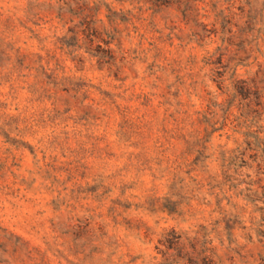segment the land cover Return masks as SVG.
Segmentation results:
<instances>
[{
    "label": "rangeland",
    "instance_id": "obj_1",
    "mask_svg": "<svg viewBox=\"0 0 264 264\" xmlns=\"http://www.w3.org/2000/svg\"><path fill=\"white\" fill-rule=\"evenodd\" d=\"M0 264H264V0H0Z\"/></svg>",
    "mask_w": 264,
    "mask_h": 264
},
{
    "label": "trees",
    "instance_id": "obj_2",
    "mask_svg": "<svg viewBox=\"0 0 264 264\" xmlns=\"http://www.w3.org/2000/svg\"><path fill=\"white\" fill-rule=\"evenodd\" d=\"M121 1L136 2L138 0H121ZM147 2L150 4V8L153 10V12H157L159 9H161L162 6L171 3V0H147Z\"/></svg>",
    "mask_w": 264,
    "mask_h": 264
}]
</instances>
